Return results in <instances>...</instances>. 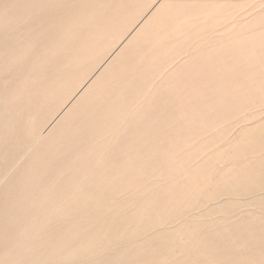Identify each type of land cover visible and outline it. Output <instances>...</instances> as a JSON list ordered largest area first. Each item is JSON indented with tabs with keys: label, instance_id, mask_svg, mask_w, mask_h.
Returning <instances> with one entry per match:
<instances>
[{
	"label": "rangeland",
	"instance_id": "374dc122",
	"mask_svg": "<svg viewBox=\"0 0 264 264\" xmlns=\"http://www.w3.org/2000/svg\"><path fill=\"white\" fill-rule=\"evenodd\" d=\"M12 2L0 264H264V0Z\"/></svg>",
	"mask_w": 264,
	"mask_h": 264
},
{
	"label": "bare ground",
	"instance_id": "6f19581e",
	"mask_svg": "<svg viewBox=\"0 0 264 264\" xmlns=\"http://www.w3.org/2000/svg\"><path fill=\"white\" fill-rule=\"evenodd\" d=\"M26 1V0H25ZM17 2V1H16ZM14 2H12V0L10 1V0H0V31L6 26V25H8L9 26V23L11 22V21H14V20H16L20 15H18V12L16 13V6L13 4ZM17 6H19V3H18V5ZM21 9V8H20ZM80 10V9H79ZM81 11H82V9H81ZM85 11H89L88 9L87 10H84V12ZM100 11V10H99ZM79 12V11H78ZM77 14H79V13H77ZM28 17V16H27ZM104 17V16H103ZM106 19V18H105ZM104 19V20H105ZM99 20V19H98ZM97 20V21H98ZM103 20V19H102ZM56 22V21H55ZM58 22V21H57ZM20 23V22H19ZM54 23V22H53ZM51 24H52V22H51ZM83 24V23H82ZM96 24H98V23H96ZM99 24H100V22H99ZM98 24V25H99ZM95 25V24H94ZM10 27V26H9ZM13 29V28H12ZM97 29V28H96ZM101 29V28H100ZM99 29V30H100ZM92 30V29H91ZM98 30V29H97ZM13 32V31H12ZM94 32H96V31H94ZM93 32V33H94ZM100 32H102L103 33V31H100ZM8 33V32H7ZM12 34V33H11ZM97 35V34H96ZM102 35V34H101ZM23 36V35H22ZM97 37V36H96ZM4 38H6V36L4 37ZM2 39H3V37H2ZM28 43V42H27ZM93 43V42H92ZM30 44V43H29ZM34 44V43H33ZM103 45V44H102ZM31 46H33V45H31ZM100 48V47H99ZM49 49H51V48H49ZM29 50H30V45H27L26 46V43L24 42V44H16V45H14V46H9V45H5V44H3L2 42H0V135L1 134H5V126L7 125H5V123H6V114H7V110L10 108V109H12L11 108V106H9L8 104H9V102H10V99L13 97H11L10 95H9V91H10V87H11V83L9 84V73L11 74V72H12V69H19V67H21L22 66V61L23 60H26V59H31L32 57H30V56H28V52H29ZM42 52V51H41ZM42 55V54H41ZM40 55V56H41ZM28 56V57H27ZM36 58H39V57H36ZM36 58H34L35 60H36ZM28 64V66H26ZM27 64L25 65L26 67H28V68H34V66H32V64H30V63H28L27 62ZM24 66H22V68H23ZM37 68V67H36ZM25 69V68H24ZM3 70H5L4 72H2ZM8 70H10V71H8ZM13 70V71H14ZM26 70H28V69H26ZM25 70V71H26ZM19 71V70H18ZM23 72V74L25 73V71L24 70H22ZM17 72V71H16ZM16 72H14L15 74H16ZM20 72V71H19ZM18 72V73H19ZM13 73V74H14ZM14 74V75H15ZM21 74V73H20ZM20 74H18V77H19V75ZM22 74V75H23ZM26 74V73H25ZM22 75H21V77H22ZM12 77V76H11ZM15 77L16 76H14L13 78L15 79ZM24 77V76H23ZM22 77V78H23ZM14 79H12V81L13 82H15L14 81ZM16 79H19V78H16ZM15 79V80H16ZM21 80V79H20ZM17 81V80H16ZM22 82V81H21ZM24 82H26V81H24ZM15 84V83H14ZM14 84H12V86H14ZM17 85V84H16ZM20 86L19 87H21V85H23V83L22 84H19ZM18 86V85H17ZM15 87V86H14ZM12 88V87H11ZM15 89H16V87H15ZM21 90V89H20ZM20 90H18V87H17V95H19V93L21 94V92H19ZM13 91H14V89L12 90V94L11 95H13L14 93H15V91H14V93H13ZM19 92V93H18ZM8 96V97H7ZM16 96V95H15ZM11 97V98H10ZM23 97H24V95H23ZM23 97H22V100H24L23 99ZM8 98H10L9 100H8ZM16 99H17V97H15ZM13 100H15L14 99V97L12 98ZM11 99V100H12ZM22 100H19V101H22ZM37 100V99H36ZM16 101V100H15ZM18 101V100H17ZM18 101V103H21V102H19ZM32 102V101H31ZM15 103H17V102H15ZM23 103V102H22ZM14 104V103H13ZM33 104V103H32ZM16 105V104H15ZM19 105V104H18ZM23 105V104H22ZM22 105H19V106H22ZM19 106H18V108H19ZM13 110V109H12ZM26 110V109H25ZM9 111V110H8ZM24 111V110H23ZM9 113V115L11 114L10 112H8ZM21 114H23V113H21ZM19 115H20V113H19ZM25 115H26V112H25ZM8 116V115H7ZM14 117H16V115L14 116ZM13 117V118H14ZM19 117V116H18ZM17 117V118H18ZM12 118V117H11ZM19 119V118H18ZM30 120V119H29ZM10 121V120H9ZM7 123H9V122H7ZM15 123V122H14ZM20 123H22V122H20ZM12 124V123H11ZM10 124V125H11ZM16 125V124H15ZM13 126V125H12ZM26 126V125H25ZM9 127V126H8ZM14 127V126H13ZM16 127H18V126H16ZM6 128H7V126H6ZM10 128H11V126H10ZM8 129V128H7ZM9 130V129H8ZM18 132V131H17ZM8 133H10V132H8ZM12 133V132H11ZM14 133V132H13ZM12 133V134H13ZM14 135H16V134H14ZM7 136V135H6ZM3 137V136H0V138H4L3 140L5 141V138H7V137ZM11 136V135H10ZM14 137V136H13ZM7 141V140H6ZM4 143V142H3ZM3 146H5V143H4V145ZM6 154V153H5ZM6 161V160H5ZM7 177V176H6ZM10 179V178H9ZM11 181V180H10ZM1 185V184H0ZM2 185H4V183H2ZM18 185V184H17ZM19 187V186H18ZM4 188H6V186L4 187ZM1 189H3V187L1 186ZM8 190V189H7ZM1 191H3V193H4V191H6V190H1ZM7 192V191H6ZM32 192V191H31ZM2 193V194H3ZM8 194H10L9 192H8ZM6 197V196H5ZM4 197V198H5ZM1 200H3V199H1ZM6 201H7V199H6ZM5 201V202H6ZM15 201V200H14ZM8 202V201H7ZM11 203V202H10ZM21 203V202H20ZM26 203H28V202H26ZM15 204V203H14ZM0 205H2V204H0ZM4 206H6V205H4ZM8 207H9V202H8ZM13 207V206H12ZM4 208V207H3ZM11 208V207H10ZM20 208V207H19ZM12 210H13V208H12ZM1 211V210H0ZM3 212V211H2ZM1 212V213H2ZM26 212V211H25ZM7 213V212H6ZM15 214V213H14ZM1 215V214H0ZM6 215V214H5ZM26 215V214H25ZM5 217L6 216H4V219H5ZM16 218V217H15ZM2 219H3V216H1L0 217V229H1V231L3 232V228L4 227H8V228H10V226H12V225H14V222H10L9 220H4V223L2 222ZM11 229V228H10ZM9 230V229H8ZM16 232V231H15ZM17 233V232H16ZM19 234V233H18ZM3 235V234H2ZM20 234L19 235H13V240L14 241H16L17 242V240H20ZM5 241H6V239H5ZM10 241V240H9ZM8 241V242H9ZM1 242V241H0ZM7 243V242H6ZM19 243V242H18ZM17 244V243H16ZM10 245V244H9ZM5 246V245H4ZM3 247V246H2ZM8 247V246H7ZM14 247V246H13ZM8 249V248H7ZM6 249V250H7ZM1 250V249H0ZM5 251H3V253H4ZM18 252V251H17ZM2 253V255H4L5 256V254H6V256L7 257H9V255L11 254L10 252H9V250L5 253V254H3ZM0 254H1V252H0ZM3 257V256H2ZM21 258V257H20ZM3 259V258H2ZM7 262H5L4 264H6ZM29 264V263H28ZM62 264V263H61Z\"/></svg>",
	"mask_w": 264,
	"mask_h": 264
}]
</instances>
